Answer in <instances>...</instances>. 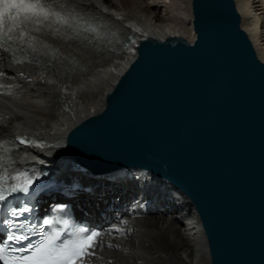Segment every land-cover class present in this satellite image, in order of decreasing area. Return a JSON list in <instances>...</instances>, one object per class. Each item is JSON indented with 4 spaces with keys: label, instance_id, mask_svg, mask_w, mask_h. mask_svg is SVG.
Instances as JSON below:
<instances>
[{
    "label": "water",
    "instance_id": "obj_1",
    "mask_svg": "<svg viewBox=\"0 0 264 264\" xmlns=\"http://www.w3.org/2000/svg\"><path fill=\"white\" fill-rule=\"evenodd\" d=\"M193 13V41L131 40L135 57L106 106L67 147L101 174L141 168L179 189L211 264H264V61L236 0H194Z\"/></svg>",
    "mask_w": 264,
    "mask_h": 264
},
{
    "label": "bare ground",
    "instance_id": "obj_2",
    "mask_svg": "<svg viewBox=\"0 0 264 264\" xmlns=\"http://www.w3.org/2000/svg\"><path fill=\"white\" fill-rule=\"evenodd\" d=\"M193 1L61 0L64 8L58 11L70 13V22L59 24V30L53 23L29 33L34 62L15 64L0 49V142L13 145L0 147V177L38 174L44 167L62 180L61 193L52 194L58 200L75 180L92 183V192L77 191L72 200L79 217L95 223L114 221L95 249L93 262L211 264L198 213L179 189L141 168L103 175L86 171L67 147L69 132L104 109L108 94L134 59L132 47L125 45L128 38L195 39ZM236 4L242 27L264 61V0ZM130 202V214L117 211ZM147 204L155 208L154 214H144ZM159 238L174 252L165 251Z\"/></svg>",
    "mask_w": 264,
    "mask_h": 264
},
{
    "label": "snow or ice",
    "instance_id": "obj_3",
    "mask_svg": "<svg viewBox=\"0 0 264 264\" xmlns=\"http://www.w3.org/2000/svg\"><path fill=\"white\" fill-rule=\"evenodd\" d=\"M70 15L58 11L50 0H0V47L10 41L27 43L31 40L29 33L45 25L69 24ZM132 42L135 43L134 40ZM28 46L31 47V44ZM37 179L35 174L29 175L27 172L0 177V205L14 194H28ZM30 211L28 207L13 208L11 215L18 217ZM53 223V220H43L45 226L51 227ZM8 224L14 230L6 236H0V264H87L95 256V249L100 244L101 232L79 227L70 232L66 239L65 233L59 229H41L38 231L39 239L34 243L13 247V242L29 241L28 233L35 228L23 222L8 221ZM4 240L8 243H4Z\"/></svg>",
    "mask_w": 264,
    "mask_h": 264
},
{
    "label": "rangeland",
    "instance_id": "obj_4",
    "mask_svg": "<svg viewBox=\"0 0 264 264\" xmlns=\"http://www.w3.org/2000/svg\"><path fill=\"white\" fill-rule=\"evenodd\" d=\"M112 177H114V176H112ZM150 214H154V212H151ZM157 240H158L159 245H163L164 244L165 251L170 252V253L174 252L175 248L172 245H170V244L164 243V239L163 238H159Z\"/></svg>",
    "mask_w": 264,
    "mask_h": 264
}]
</instances>
